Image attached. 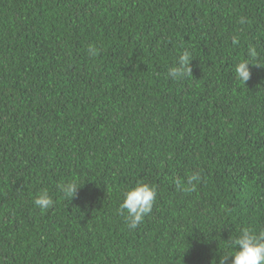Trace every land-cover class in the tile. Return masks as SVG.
<instances>
[{
    "label": "trees",
    "instance_id": "1",
    "mask_svg": "<svg viewBox=\"0 0 264 264\" xmlns=\"http://www.w3.org/2000/svg\"><path fill=\"white\" fill-rule=\"evenodd\" d=\"M138 183L157 196L130 228ZM245 228L264 230V0H0V264H219Z\"/></svg>",
    "mask_w": 264,
    "mask_h": 264
},
{
    "label": "clouds",
    "instance_id": "2",
    "mask_svg": "<svg viewBox=\"0 0 264 264\" xmlns=\"http://www.w3.org/2000/svg\"><path fill=\"white\" fill-rule=\"evenodd\" d=\"M244 23L243 20L240 21ZM240 43L238 36L232 37V45ZM89 51L95 55L96 49L90 48ZM258 57L255 47H249L248 59L238 62L234 67V72L238 80L246 83L251 78L249 65ZM189 53L184 52L178 58L177 65L169 68L168 77L177 80L186 76H192ZM259 66V65H256ZM200 177L193 175L188 178L191 186L186 191H195L194 181L198 182ZM80 187L74 182H66L59 185V190L65 197L71 199L77 194ZM157 196L156 189L146 183H138L134 188L127 190L123 194V201L120 204L121 214L127 213L126 219L130 228H136L144 217L153 208ZM35 205L41 210H46L54 204L52 197L47 190L42 191L34 201ZM227 247L231 250L228 255H220L219 264H264V230L259 232L253 229H242L239 235L231 237L226 241ZM215 261V260H214ZM216 264V261H215Z\"/></svg>",
    "mask_w": 264,
    "mask_h": 264
}]
</instances>
